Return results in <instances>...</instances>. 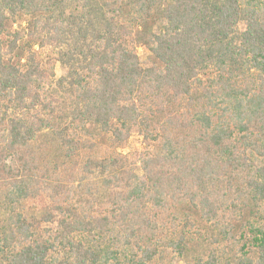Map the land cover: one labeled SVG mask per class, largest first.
<instances>
[{"label":"trees","instance_id":"trees-1","mask_svg":"<svg viewBox=\"0 0 264 264\" xmlns=\"http://www.w3.org/2000/svg\"><path fill=\"white\" fill-rule=\"evenodd\" d=\"M70 1L0 0V264H155L162 250L264 264V0H73L79 18L99 2L103 18L62 127L54 69ZM91 124L114 150L94 163L99 214L81 208L95 195L93 163L77 160L96 147ZM135 128L144 149L118 154ZM45 134L53 161L36 149ZM197 235L209 249L190 257Z\"/></svg>","mask_w":264,"mask_h":264},{"label":"rangeland","instance_id":"rangeland-1","mask_svg":"<svg viewBox=\"0 0 264 264\" xmlns=\"http://www.w3.org/2000/svg\"><path fill=\"white\" fill-rule=\"evenodd\" d=\"M96 6H92L93 12L88 15L87 18H79L78 12L75 9L76 2L70 1L66 2L62 8L64 12V18L66 20L65 24V34H64V48L62 50V61H59L55 64V82L56 91H53V98H57L60 101L59 109L54 107L55 113H53L54 122L58 125L64 127L68 124L66 121V116L69 114L68 110L71 105H73L72 97V78L70 77L73 69L80 68L83 66V62L87 56L88 46L91 44L93 39L96 36V29L101 26V18H103V13L101 11L102 7L99 4H95ZM57 13H61L60 5L57 6ZM59 16V15H57ZM15 19L11 22L10 27L16 29L18 25L24 24V17L22 15H16ZM16 22V23H15ZM105 25V24H104ZM103 25V26H104ZM102 26V27H103ZM103 29V28H102ZM101 30V29H100ZM246 30V26L244 23H240L236 29V32L233 35L232 39H235L236 43L238 42L239 36ZM155 32L157 29L155 28ZM238 44V43H237ZM23 47V46H22ZM22 47L20 48V55L22 54ZM138 53L141 59L142 68L147 69L151 68L154 65L150 59V54L143 47L138 48ZM45 59V58H44ZM57 104V103H56ZM61 110L67 111L61 112ZM67 113V114H66ZM53 122V123H54ZM89 133L94 136L92 139L93 143L96 145L95 148L90 149L84 153L80 158H77L78 164L80 166H84L88 164L86 162L90 161L93 164V169L95 171V175L93 176L92 193H95L94 197H88V203H92L91 205H82L81 208L83 211L91 212V213H101L106 210V199H107V190L103 187V169L101 167H107L111 165L110 157L113 156V149L109 144L108 138L103 135L100 129L95 125L91 124L89 127ZM55 140L53 135L45 134L40 138V141L36 143V149L39 153H45V155L49 156V152H52V157H49L51 161L56 159L54 156L55 151ZM144 149V140L140 135L138 129H133L131 133V137L124 148H120L117 150V153L125 156H131L137 151H142ZM94 163L101 164L100 170H96V165ZM72 164L68 165V169H71ZM59 177L62 181H70V178L64 175V172L59 173ZM95 179V180H94ZM74 204V203H73ZM75 205V204H74ZM27 212L33 213L41 208L40 205H26ZM35 207V208H34ZM81 210V211H82ZM33 211V212H31ZM192 239L190 236L188 239ZM209 241L207 237L203 235V237L197 235L193 237V243L191 244L190 257L193 255H202L208 252L209 249ZM163 249V248H161ZM165 250V249H164ZM187 259L181 258L178 255L169 252H165L162 250L161 256L157 258L155 264H185Z\"/></svg>","mask_w":264,"mask_h":264}]
</instances>
